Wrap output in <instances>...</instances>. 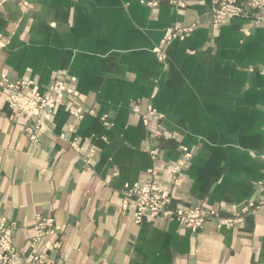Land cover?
<instances>
[{
  "label": "crops",
  "instance_id": "obj_1",
  "mask_svg": "<svg viewBox=\"0 0 264 264\" xmlns=\"http://www.w3.org/2000/svg\"><path fill=\"white\" fill-rule=\"evenodd\" d=\"M151 1L0 0V77L41 92L62 79L80 95L33 143L0 89V214L13 246L50 217L61 230L39 247L51 264H264V203L233 227L196 231L161 216L137 224L122 207L121 191L152 176L171 190L169 208L202 201L234 218L264 186V21L213 28L220 0ZM149 103L158 116L145 126ZM181 146L192 156L173 177Z\"/></svg>",
  "mask_w": 264,
  "mask_h": 264
},
{
  "label": "built area",
  "instance_id": "obj_2",
  "mask_svg": "<svg viewBox=\"0 0 264 264\" xmlns=\"http://www.w3.org/2000/svg\"><path fill=\"white\" fill-rule=\"evenodd\" d=\"M22 5L28 6L32 0H20ZM155 0L151 1L152 4ZM250 8H259L261 18L264 20V0H220L219 4L212 10L213 26H218L225 17H244L247 16ZM190 31V28H184L183 32ZM179 34V30L169 31L165 34L163 41H171ZM0 89L3 91V97L6 103L12 107L17 115H25L28 119L24 131L32 142H37L41 135L48 129V120L51 118L55 108L65 101V96H77L79 93L69 87L64 80L55 79L47 87L45 92H41L37 85L32 81L11 80L6 76L0 78ZM138 111V107H133ZM68 112L76 119H82L84 113L75 107L69 106ZM156 109L149 103L142 122L145 126L149 124L151 117H157ZM106 123L104 117H102ZM160 130L155 132L158 135ZM74 149H78V143L74 139L71 142ZM181 156L170 167V173L173 176L178 175L182 167L191 158L192 153L187 147H180ZM95 150L89 147L84 152L85 163L91 164ZM154 155V152H152ZM152 170H149V174ZM172 199L171 191L162 182L148 177L142 182H135L122 191V207L132 206L134 209L133 219L135 223H141L145 217L161 216L167 219H175L181 227L198 230L208 221H214L217 227H233L241 222L240 214L251 207L257 208L264 203V186H259V193L255 201H251L238 211L234 218H222L219 211L214 210L202 201H195L186 207H177L169 209L168 205ZM60 227L54 225L52 218H38L35 225V233L25 247L15 249L12 246V226L5 223L0 216V264H16L20 257L25 256L28 264H51L48 261V250L46 247H39L40 239L46 234H55L60 231ZM54 246H57L54 243Z\"/></svg>",
  "mask_w": 264,
  "mask_h": 264
},
{
  "label": "rangeland",
  "instance_id": "obj_3",
  "mask_svg": "<svg viewBox=\"0 0 264 264\" xmlns=\"http://www.w3.org/2000/svg\"><path fill=\"white\" fill-rule=\"evenodd\" d=\"M219 2H220V1H219ZM218 4H219V3H218ZM218 4H217V5H218ZM217 5H216V6H217ZM214 7H215V6H214ZM214 7H212V10H213ZM260 11H261V10H259V8H250V10H249L248 13H247V14H248L247 16H249V15L252 16V18H253V22H254V23L262 22V21H264V20H262V21H260V20L257 21V20H256L257 17H258V18H261V16H262ZM212 15H213V12H212ZM247 16H244V17H247ZM225 18H226V17H225ZM223 19H224V18H223ZM223 19H222V20H223ZM212 20H213V19H212ZM222 20H221V21H222ZM220 23H221V22H220ZM220 23H219V25H220ZM219 25L216 26V27L213 26V28H217V27H219ZM3 76H4V75H3ZM3 76H1V77H3ZM1 77H0V78H1ZM6 77H7V76H6ZM9 79H10V78H9ZM11 80H12V79H11ZM19 80H22V79H19ZM1 91H2V90H1ZM8 105H9V104H8ZM105 125H106V123H105ZM41 136H42V135H41ZM28 139H29V138H28ZM31 142H32V141H31ZM37 142H38V141H37ZM37 142H33V143H37ZM153 152H154V151H153ZM151 154H152V152H151ZM152 155H153V154H152ZM83 160H84V158H83ZM84 162H85V161H84ZM88 165H89V164H88ZM172 176H173V175H172ZM176 176H177V175H176ZM173 177H175V176H173ZM153 178H154V177H153ZM155 179H156V178H155ZM157 180H158V179H157ZM134 183H135V182H134ZM132 184H133V183H132ZM130 185H131V184H130ZM130 185H129V186H130ZM170 191H171V190H170ZM121 192H122V191H121ZM121 194H122V193H121ZM171 196H172V194H171ZM121 200H122V199H121ZM171 201H172V199H171ZM121 203H122V201H121ZM170 203H171V202H170ZM169 205H170V204H169ZM169 205H168V208H169ZM190 205H191V204H190ZM259 206H260V205H259ZM129 207H130V206H129ZM127 208H128V207H127ZM169 209H171V208H169ZM133 212H134V209H133ZM219 214H220V213H219ZM0 216H1V214H0ZM1 218L3 219L2 216H1ZM46 218H50V217H46ZM3 220H4V219H3ZM4 221H5V220H4ZM5 223L8 224L6 221H5ZM8 225H11V224H8ZM35 225H36V224H35ZM11 226H12V225H11ZM13 229H14V228H13V226H12V238H13ZM34 233H35V226H34ZM34 233H33V235H34ZM33 235L31 236V238L33 237ZM31 238H30L29 240H31ZM12 246H13V243H12ZM13 247H14V246H13ZM14 248H15V249H18V248H16V247H14Z\"/></svg>",
  "mask_w": 264,
  "mask_h": 264
}]
</instances>
